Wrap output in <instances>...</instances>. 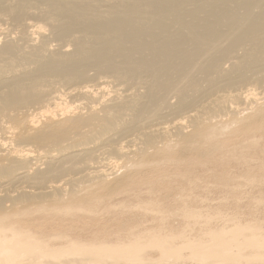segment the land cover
I'll use <instances>...</instances> for the list:
<instances>
[{"label": "bare ground", "instance_id": "6f19581e", "mask_svg": "<svg viewBox=\"0 0 264 264\" xmlns=\"http://www.w3.org/2000/svg\"><path fill=\"white\" fill-rule=\"evenodd\" d=\"M261 117L264 0H0V264H264L257 223L64 247L12 223L81 211L60 206L173 148L206 157L219 118Z\"/></svg>", "mask_w": 264, "mask_h": 264}, {"label": "rangeland", "instance_id": "374dc122", "mask_svg": "<svg viewBox=\"0 0 264 264\" xmlns=\"http://www.w3.org/2000/svg\"><path fill=\"white\" fill-rule=\"evenodd\" d=\"M253 115H256L255 111H248L239 119ZM260 119L255 121L258 124L253 122L248 130L243 131L240 129L242 127L240 120L231 122L227 126L225 124L227 119L219 118L212 123L208 140L211 146L205 154L206 157L196 155L195 147L187 155L180 154L178 148H173L163 154L161 160L147 161L144 167L135 171L136 174L141 172L138 173L139 176L134 173L130 183L116 192L112 191L113 194L110 191L111 194H108V190L103 188H90L79 192L75 200L60 206L61 208H79L81 211H73L67 215L31 210L20 218H14L12 223L43 240H55L53 242H58V245L50 244L58 247L66 246L69 240L81 244H100L101 242L107 244L115 243L117 240L124 242L131 234L151 233L150 231L155 228L154 232L166 233L168 229L177 231L185 227L184 231L187 233L192 225L190 229L193 231L194 226L195 230L193 232L189 230L194 234L192 235L190 231L187 233L192 235L191 238H194L196 233L197 236L198 232L201 233L204 224L213 229L226 226L228 223L232 226L237 222L240 225L258 224L264 228V119L262 121ZM146 205L147 207L144 208ZM137 207L139 211L136 210ZM137 211L144 212V216ZM183 211L185 214L182 217ZM185 211L193 214L199 212L201 215L198 213L199 217L196 219H199L197 222L202 225L198 223L197 227L194 218L186 220L188 213ZM159 214L161 215L157 217ZM203 215L210 216L208 217L210 220ZM160 217H163L161 218L163 222ZM165 217L168 218L166 221L171 222H166ZM203 218L210 222L205 223ZM200 220L203 221L200 222ZM182 222L186 225L183 226ZM110 223L115 226L111 227ZM200 225L201 228H199ZM142 227L143 230H140ZM135 230L137 232H134ZM128 231L132 233L129 234ZM118 236L120 239L117 238ZM114 237V240H108ZM152 253L151 258L155 256V253ZM156 258L158 257L155 256L153 260Z\"/></svg>", "mask_w": 264, "mask_h": 264}]
</instances>
